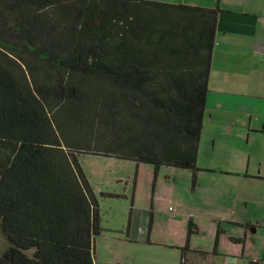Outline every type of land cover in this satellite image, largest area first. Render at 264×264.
I'll return each instance as SVG.
<instances>
[{
  "label": "trees",
  "instance_id": "obj_1",
  "mask_svg": "<svg viewBox=\"0 0 264 264\" xmlns=\"http://www.w3.org/2000/svg\"><path fill=\"white\" fill-rule=\"evenodd\" d=\"M216 21L217 9L159 0H0V264H98L81 155L195 183ZM196 230L188 220L178 264L217 254L219 226L189 262Z\"/></svg>",
  "mask_w": 264,
  "mask_h": 264
},
{
  "label": "crops",
  "instance_id": "obj_2",
  "mask_svg": "<svg viewBox=\"0 0 264 264\" xmlns=\"http://www.w3.org/2000/svg\"><path fill=\"white\" fill-rule=\"evenodd\" d=\"M159 1L217 9L215 39L199 147L202 148L205 143L206 150L213 152L217 148L231 146L228 139L232 138L237 142V136L235 138L225 137L220 130L236 127V124L241 128L239 134L240 153L237 155V160L242 158L246 164L244 162L236 164L235 159H233L234 161L230 159L226 163H221L222 170L244 172L232 176L233 187L240 184L249 186L247 195L238 196L237 203L246 205L245 202H251L253 206L258 207L254 211V215L244 221L233 220L231 217L230 219L220 218L221 212L210 217L207 211L203 210L204 213L202 212L201 217L209 218L210 222L218 219L222 222L227 221L235 224L229 230L221 231L220 235L224 236L220 237L219 235L218 237L220 243L218 246L221 248L218 249L217 246V254H210L205 263L246 264L247 260L251 259L257 260L259 264H264V192L259 190L261 186H264V0ZM214 82L220 83L221 87H213ZM227 86L232 88L233 94L225 96L224 90ZM234 113H237V116H234ZM207 162H210V170H214L213 168L220 163ZM229 167L230 169H228ZM168 216L171 221L176 220L180 215L175 213ZM189 216L184 215L181 218V224H184L185 219ZM190 219H192L191 216ZM170 225L167 230L171 229V234L158 242L165 249H175L179 252V255L172 256L168 252L169 250H164L170 256V264H178L177 256L181 255L180 248L185 244L186 236L183 235V225L179 231L173 230ZM127 227L125 237L121 232L117 240L109 239L106 236L102 238L101 247L112 250L109 251V254L111 253L113 257L102 256L101 262L113 263L115 260V264H124L125 262L135 264L132 257L123 256L117 250L114 251L115 248L118 249L116 241L120 238L125 240L130 236L132 228L131 225L129 226V222ZM196 228V232H198L197 225ZM224 229L222 228V230ZM137 233L140 236L144 235L142 230H138ZM149 234L146 232L145 238L140 237L139 240L142 243L147 242ZM149 242L151 241L149 240ZM223 243H226V246ZM222 247L226 249H222ZM209 250L201 246L189 247L188 242L185 257L191 263L195 260L198 263H203L196 255L199 252L207 253Z\"/></svg>",
  "mask_w": 264,
  "mask_h": 264
},
{
  "label": "rangeland",
  "instance_id": "obj_3",
  "mask_svg": "<svg viewBox=\"0 0 264 264\" xmlns=\"http://www.w3.org/2000/svg\"><path fill=\"white\" fill-rule=\"evenodd\" d=\"M212 86L218 88L221 84L214 82ZM224 93L228 96L233 94V90L227 86ZM234 116H237V113H234ZM220 132L225 137L237 136V142L230 138L228 140L231 146L232 144L235 146L217 148L213 152L206 150L205 143L202 148L199 147L197 166L200 170L197 172L194 184L188 170L163 166L154 180L152 167L146 164L97 155L78 157V162L99 207L102 233L95 237L94 241V257L98 264H115V260L113 263L101 262L102 256L113 257L111 253L109 254L112 250L101 247V240L104 236L117 240L121 232L125 237L128 222L132 228L130 236L125 240L120 238L116 241L118 249L115 248L114 251L117 250L120 255L132 257L135 264H170V256L164 250H169L172 256L179 255V252L175 249H165L158 242L171 234L172 230H167L168 225L171 224V228L175 231H179L183 225V235L186 236L188 220H192L195 226L197 225L198 232L189 235V247L201 246L211 250L215 245L217 227L219 226L224 232L235 224L218 219L210 222L209 218L201 217L202 212L207 211L210 217L221 212L220 218L230 219L231 217L233 220L242 221L254 215L258 207L253 206L251 202H245L247 206L237 203L238 196H245L249 192L248 184L233 187L232 176L244 172L222 170L221 164L230 159L232 161L235 159L236 164L242 162L246 164L242 158L237 160V155L240 153L241 128L236 124V127H228ZM207 161H212V164L220 163L213 168L214 170H210V162ZM259 190L264 192V186H261ZM175 213L180 216L170 221L168 215ZM184 215H190L192 219L189 216L185 219V223L181 224V218ZM222 228L225 229L222 230ZM138 230H142L144 235H138ZM146 232L150 233L147 238L149 237L151 242L148 240L142 243L139 239L145 238ZM220 237L224 236L220 235ZM219 244L218 240L217 246ZM7 245L0 235V250ZM223 245L226 246V243ZM220 248L218 246V249ZM222 249L226 248L222 247ZM191 250L193 252L192 248ZM179 259L180 257L177 256V262Z\"/></svg>",
  "mask_w": 264,
  "mask_h": 264
}]
</instances>
